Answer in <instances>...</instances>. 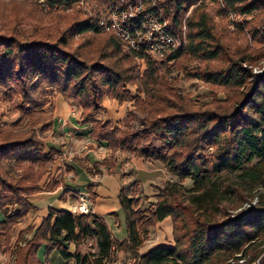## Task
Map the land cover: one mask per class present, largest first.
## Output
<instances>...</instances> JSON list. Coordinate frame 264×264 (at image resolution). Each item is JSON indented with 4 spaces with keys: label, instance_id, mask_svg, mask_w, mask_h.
Segmentation results:
<instances>
[{
    "label": "trees",
    "instance_id": "16d2710c",
    "mask_svg": "<svg viewBox=\"0 0 264 264\" xmlns=\"http://www.w3.org/2000/svg\"><path fill=\"white\" fill-rule=\"evenodd\" d=\"M45 1L55 8L80 0ZM206 1H221L244 20L253 16L247 23L253 32L264 23L260 16L264 0H164L172 27L181 31L185 23L187 44L158 60L145 53H128L118 37L103 35L90 17L74 15L60 28L39 27L32 6L0 0V89L7 98L20 101L19 118L11 125H2L0 116V215L4 218L0 249L9 248L14 229L33 209L28 197L42 191L40 182L58 154L54 149L46 152L41 137L52 128L50 90L81 108L86 122L96 124L92 137L107 143L110 150L159 161L176 178L166 183L155 195L154 206L142 214L140 199L135 197L138 189L132 194L122 189L118 199L126 217L124 241H118L105 220L93 212L73 215L50 208L24 245L20 241L26 232H20L13 250L16 264H42L38 252L44 245L76 264H110L120 250L139 264H264V72L254 73L248 66L264 59V48L252 57L253 50L244 44L232 54ZM195 4L199 5L185 17ZM24 25H34L36 32L23 36L19 29ZM79 34L90 36L73 48L71 43ZM186 57L206 63L195 77L226 93V100L217 101L216 108L196 109L173 83L166 82L160 67ZM135 60L146 65L141 79ZM134 84L137 96L128 89ZM105 96L120 104L134 103L120 128L94 119L95 113L106 110ZM138 114L143 118L135 129ZM23 121L27 130L19 129ZM107 164L108 160L102 162ZM87 170L93 174V169ZM233 173L241 182L238 186L224 179ZM88 192L95 198L92 186ZM248 195L258 202L244 209ZM167 217L173 221L174 244L140 255L150 229ZM90 241L95 242L96 252L88 247ZM68 244L75 245L74 254L68 252Z\"/></svg>",
    "mask_w": 264,
    "mask_h": 264
},
{
    "label": "crops",
    "instance_id": "0c3cea01",
    "mask_svg": "<svg viewBox=\"0 0 264 264\" xmlns=\"http://www.w3.org/2000/svg\"><path fill=\"white\" fill-rule=\"evenodd\" d=\"M71 103L56 93L52 102V128L43 133L42 140L46 152L54 149L58 154L40 182L42 191L28 197L33 209L14 229L9 248L6 251L4 248L0 249V264L7 260L10 262L12 260V264H16L13 250L21 231L26 232L20 241V244L24 245L48 216L50 208L71 213L77 195L79 192H88L89 186L93 187L95 194V198L92 199V212L105 220L118 241L126 240V217L118 199L122 189H125L127 194H132L128 188L137 183L139 190L135 197L140 199L142 196H150L147 200L151 202L156 200L155 195H157L154 186L160 181L166 183L173 177L159 161H147L120 151L113 152L107 147V143L93 138L91 134L96 124L87 123L82 117V110L78 116L73 115L74 104ZM103 103L106 108L103 112L108 113V118L104 121L94 118L103 123L112 122L113 118L116 119L115 121L123 120L128 106L132 104V102L120 104L109 96L104 97ZM125 156H128L130 161L123 165L121 160L125 159ZM104 160H108L109 164L102 165ZM96 163L101 165L95 167ZM87 168L93 169V174H90ZM52 184L55 187L47 189ZM3 219L0 215V222ZM27 233L30 234L28 238H26ZM173 244V221L167 217L150 229L149 239L140 249L139 254L144 255L157 246ZM92 245L91 251L96 252L94 241ZM67 247L68 252L74 254L75 245L68 244ZM38 257L42 264H76L73 258L65 260L56 249H50L47 245L40 248ZM112 263L139 264L130 254L122 250L116 251Z\"/></svg>",
    "mask_w": 264,
    "mask_h": 264
},
{
    "label": "rangeland",
    "instance_id": "374dc122",
    "mask_svg": "<svg viewBox=\"0 0 264 264\" xmlns=\"http://www.w3.org/2000/svg\"><path fill=\"white\" fill-rule=\"evenodd\" d=\"M6 4H12L14 2H23L27 5H30L34 8V11L36 14V17H38L37 22L40 23L39 27H45V28H60V26L64 25L65 20L69 19L70 17H73L74 15H78L82 18L89 17L88 15L84 14L83 12L79 10H61L56 8L47 7L44 4L40 3V0H3ZM112 0H93L95 5L99 6L100 8H104V6L108 5L109 2ZM164 0H157L159 6L164 10V5L162 4ZM207 4V10L212 16L213 23L217 27L218 33L223 38V41L226 43L227 47L231 51L232 54H234L237 50V47L244 44H249L251 49V56L255 57L257 54L260 53V51L264 48V23L259 24L256 27V32L251 31L250 27L247 26V23L252 21L253 16L246 17V20H244L243 16L235 15L234 12L230 9H227L225 5L220 1L218 3L206 1ZM199 4L192 5L187 12L185 17H188L193 10L196 8V6ZM262 18H264V12L260 14ZM95 18H93L94 20ZM246 21V22H245ZM185 24V23H184ZM1 27V23H0ZM36 27L34 25H24L20 27L19 31L23 36H30L36 32ZM55 30V29H54ZM58 30V29H57ZM56 31V30H55ZM103 35H114L113 33L103 30ZM91 34V33H90ZM90 34H79L76 35L74 40L72 41L71 45L73 48L78 47L79 43L81 41H84L87 39ZM187 44V43H186ZM125 49V48H124ZM264 59L261 58L260 60H257L256 62H253L251 64H248L250 68H252L253 72L255 73L254 69L261 67V62ZM162 62V61H159ZM136 65V73L138 77L141 79L144 77L146 65L144 62L135 60ZM168 65L160 67L161 73H166L167 77L166 82L167 83H173V86L178 90V94L182 96L183 98L189 99L193 106L196 109L204 110L209 108H216V102L217 101H225L226 100V93L224 90L207 84L204 81L198 79L195 77V72L200 70L203 64L200 61L189 59L186 57L184 60L180 61H174L170 63H166ZM213 66L216 64V66H223L225 63L223 62H211ZM264 72V71H263ZM165 80V79H164ZM137 84L128 86V89L132 92L134 96H137ZM56 95V91L50 90L49 93V101L52 103L54 101V97ZM142 98H145V95H142ZM20 104V101L16 97L7 98L4 91L0 89V116H1V124H6L9 126L13 122H15L19 118V114L17 113V106ZM75 103H71L73 105ZM76 105V104H75ZM77 106V105H76ZM78 107V106H77ZM49 108V107H48ZM134 108V103L128 106V110H131ZM77 114L75 116H78V113H80L81 108L78 107ZM137 121L134 122L133 127L135 129L140 128L139 120L143 118V114L137 115ZM94 118H100L101 120H105L108 118V113H105L103 111H100L98 113L94 114ZM116 119H112V123L114 126H118V128L121 127V121H115ZM101 121V122H103ZM41 129V126L38 127ZM20 130H27L28 127L26 125V121H23L19 125ZM44 135L41 134V137ZM155 146L158 147L159 145L155 143ZM208 152H212V148L208 149ZM119 156H122L118 154ZM118 156V157H119ZM125 159L121 160L122 164L128 163L130 161V158L128 156L124 157ZM14 172V171H13ZM224 179L226 183L228 184H235L236 186L240 185L241 182L238 179L236 174H228L224 176ZM171 180L175 181V177H171ZM167 183V182H166ZM166 183L160 181L158 182V185L154 186V192L156 194L160 193L163 187L166 185ZM137 184V183H136ZM190 184V181H187L185 183V186L188 187ZM235 186V187H236ZM247 187V186H246ZM248 186V191L250 190ZM138 189V185L135 186L134 184L129 186V192H134L135 189ZM250 193V192H248ZM250 198L249 201H247L244 206H248L252 201L255 200L251 195H248ZM150 197V196H149ZM149 197L142 196L140 198V214L144 213V210L153 207L156 203V200L148 201L147 199ZM142 200V201H141ZM236 200L232 202L235 203ZM235 213V212H234ZM29 233H27L26 238L29 237ZM88 247L92 248V241L88 243ZM2 264H12V260H7L5 262H2Z\"/></svg>",
    "mask_w": 264,
    "mask_h": 264
},
{
    "label": "built area",
    "instance_id": "2783aa9c",
    "mask_svg": "<svg viewBox=\"0 0 264 264\" xmlns=\"http://www.w3.org/2000/svg\"><path fill=\"white\" fill-rule=\"evenodd\" d=\"M41 4L50 7L45 0ZM56 9L79 10L106 31L113 33L123 43L128 53H145L155 59L168 58L187 43V27L175 30L169 18L159 6L157 0H112L104 8L95 5L93 0H80L70 6L60 5ZM142 61V60H140ZM143 62V61H142ZM255 73H263L264 60ZM78 107L74 104L72 114H77ZM256 197L244 209L255 205ZM92 212V198L87 191L79 192L76 202L71 207L73 215H86ZM113 264V263H110Z\"/></svg>",
    "mask_w": 264,
    "mask_h": 264
}]
</instances>
